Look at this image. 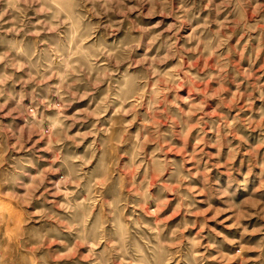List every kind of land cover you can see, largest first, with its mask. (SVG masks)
Masks as SVG:
<instances>
[{"label":"rangeland","instance_id":"rangeland-1","mask_svg":"<svg viewBox=\"0 0 264 264\" xmlns=\"http://www.w3.org/2000/svg\"><path fill=\"white\" fill-rule=\"evenodd\" d=\"M0 264H264V0H0Z\"/></svg>","mask_w":264,"mask_h":264}]
</instances>
